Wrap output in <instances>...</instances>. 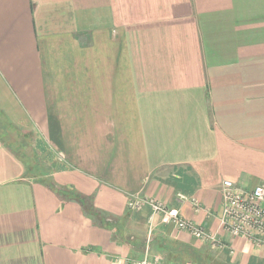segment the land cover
<instances>
[{"label": "crops", "instance_id": "obj_1", "mask_svg": "<svg viewBox=\"0 0 264 264\" xmlns=\"http://www.w3.org/2000/svg\"><path fill=\"white\" fill-rule=\"evenodd\" d=\"M223 180L264 184V0H0V264H264Z\"/></svg>", "mask_w": 264, "mask_h": 264}, {"label": "built area", "instance_id": "obj_2", "mask_svg": "<svg viewBox=\"0 0 264 264\" xmlns=\"http://www.w3.org/2000/svg\"><path fill=\"white\" fill-rule=\"evenodd\" d=\"M222 208L220 214V232L231 237H243L252 245L264 249V184L252 189H244L230 180L221 184ZM180 202H190L198 209V202L193 197L178 193ZM151 208L149 221L154 215H161L164 224H174L179 230L188 233L192 238L208 244L213 250H220L224 241L221 236L211 231L195 227L192 221L183 220L175 209H169L162 202L154 199L145 200ZM151 235L149 226L148 237ZM125 264H158L157 260L148 261L146 257Z\"/></svg>", "mask_w": 264, "mask_h": 264}, {"label": "rangeland", "instance_id": "obj_3", "mask_svg": "<svg viewBox=\"0 0 264 264\" xmlns=\"http://www.w3.org/2000/svg\"><path fill=\"white\" fill-rule=\"evenodd\" d=\"M9 137V138H8ZM8 142L10 143V144H12L14 141H17V143L19 144V146H20V148H22L23 149V151H22V154L23 155H28V150H27V148H26V145H25V142L23 141V139L22 138H20V137H17L16 138V136L15 135H12V134H10V133H8Z\"/></svg>", "mask_w": 264, "mask_h": 264}]
</instances>
